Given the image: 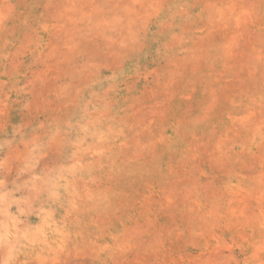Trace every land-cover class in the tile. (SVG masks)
<instances>
[{
    "label": "rangeland",
    "instance_id": "1",
    "mask_svg": "<svg viewBox=\"0 0 264 264\" xmlns=\"http://www.w3.org/2000/svg\"><path fill=\"white\" fill-rule=\"evenodd\" d=\"M0 264H264V0H0Z\"/></svg>",
    "mask_w": 264,
    "mask_h": 264
}]
</instances>
